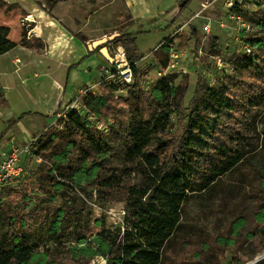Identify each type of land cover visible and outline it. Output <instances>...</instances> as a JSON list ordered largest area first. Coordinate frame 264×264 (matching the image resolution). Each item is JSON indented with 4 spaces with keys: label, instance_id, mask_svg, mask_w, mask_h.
I'll use <instances>...</instances> for the list:
<instances>
[{
    "label": "rangeland",
    "instance_id": "rangeland-1",
    "mask_svg": "<svg viewBox=\"0 0 264 264\" xmlns=\"http://www.w3.org/2000/svg\"><path fill=\"white\" fill-rule=\"evenodd\" d=\"M36 1L54 16L55 32L61 23L82 34L104 67L112 70L114 39L127 33L144 58L130 83L105 78L98 64L91 75L78 73L73 91L85 84L67 101L68 113L78 115L42 117V131L28 139L35 154L25 172L0 191V264H18L2 253L18 250L5 233L24 218L36 228L29 239L35 253L24 264H108L102 254L84 255L72 237L79 226L101 230L97 220L121 227L123 264L264 261L254 263L264 256V0H246L234 17L226 0H210L205 10L204 0H192L174 22L185 0H59L54 7ZM29 4L0 0V27L45 57L48 36L34 32ZM83 38L76 37L82 44ZM34 63L29 70L39 72ZM23 71L11 78L17 111L30 104L19 98ZM162 79L176 94V109L163 104ZM88 94L108 98L102 114L85 106ZM7 111L0 109V151L20 143L9 137ZM134 136L147 145L133 157L126 151ZM57 163L63 174L49 176ZM89 172L95 177L84 179ZM160 181L166 191L154 188ZM56 228L70 238L56 242Z\"/></svg>",
    "mask_w": 264,
    "mask_h": 264
},
{
    "label": "crops",
    "instance_id": "crops-1",
    "mask_svg": "<svg viewBox=\"0 0 264 264\" xmlns=\"http://www.w3.org/2000/svg\"><path fill=\"white\" fill-rule=\"evenodd\" d=\"M39 3L36 0H30L27 15L29 18L31 16L30 20L37 24L34 32L41 36L42 30L48 36L45 39L46 56L41 57L32 49L18 43L15 48L0 55V109L8 110L3 117L5 122L12 124L8 131L9 137L15 135L20 143L27 141L32 133L42 131L44 125L42 117L53 116L56 110L73 98L77 90L82 91L85 83L73 91V85L78 80V73L84 72L91 75L94 65L98 64V69L103 66V57L94 52L88 44L86 45L84 39L83 44L80 43L76 39L78 33H72L58 21L60 28L55 32V27L51 26L52 20H55L54 16L51 15L50 10ZM46 14L49 15L50 20ZM19 54H23L24 60ZM69 55H74L72 61L69 60ZM88 56L87 62L84 61ZM17 61L23 63L19 70L15 68V65L19 63ZM32 61L35 62L32 67L38 68L39 72L34 73L33 70H29L33 65ZM22 69L25 76L17 75V77L22 78L21 84L25 86L24 94H21L19 98L30 104L26 109L17 111L13 108L12 94L17 90L18 84L14 85L11 78ZM56 69H60L63 75L56 76L58 75L55 73ZM1 152L2 148L0 155Z\"/></svg>",
    "mask_w": 264,
    "mask_h": 264
},
{
    "label": "trees",
    "instance_id": "trees-1",
    "mask_svg": "<svg viewBox=\"0 0 264 264\" xmlns=\"http://www.w3.org/2000/svg\"><path fill=\"white\" fill-rule=\"evenodd\" d=\"M59 0H51V6L54 7ZM192 0H185V3L181 5V8L172 20L173 22L180 16L182 11L189 5V3ZM39 3V2H38ZM42 5L41 3H39ZM173 24V23H172ZM9 28L1 26L0 27V55L4 54L13 48L17 46L16 42L11 40L9 36ZM77 36L82 37L83 35L78 33ZM84 39V38H83ZM114 43L118 44L121 43L126 51V55L131 63L133 73L139 76V69L136 65V62L139 61V59L144 58V55H140L137 53V47L135 45V36L131 33L123 34L120 37H117L114 39ZM153 53V52H151ZM161 86L164 87L166 96L163 98V104L166 107L176 109L175 106L177 105L176 98H175V93L174 90H172L171 86L168 84H165V80L162 79L159 81ZM163 95V94H162ZM84 103L87 108H91L96 112L97 114H102L103 108H106L108 106V98L105 96H94L92 94H88L84 98ZM73 103H69L68 105H72ZM54 115V114H53ZM77 113L70 114L68 113V116L70 119H73L75 116H77ZM107 115V114H106ZM50 116H46L48 118ZM107 117V116H105ZM12 125V124H10ZM9 125V127H10ZM135 141L130 142L129 146L127 147V155L128 156H136L142 153L143 149L147 145L146 141L141 140V136H134ZM138 138V141H137ZM141 140V141H140ZM160 150H163V147L160 146ZM35 154V153H34ZM59 163L55 164L51 169H50V174L51 176L55 171H59L60 173L63 174L61 167L58 165ZM90 175L85 176L84 179H89V178H94L95 174L93 172H89ZM69 175V174H67ZM70 174L69 176H71ZM77 176V175H76ZM21 177V176H20ZM19 177V178H20ZM169 187L167 183H163V181H160L159 185L154 186V188L158 190H163L166 191L165 189ZM176 188V187H175ZM173 189V188H170ZM179 189V188H178ZM183 190L187 189L188 187H183ZM153 191V189L151 190ZM151 191L148 192L151 193ZM96 226L101 225L100 229L95 230L94 228H85L86 226L82 227L79 226L76 228L77 230H80V232H77L72 237H77V243L80 244L81 246V251L84 253V255H98L102 254L107 257L108 259V264H123L124 258H123V233L120 228L112 229V228H107L106 223L97 220L95 223ZM68 229V228H67ZM61 228H56L54 232H59L60 231V236L57 237L56 234H54V239L56 242H59L57 240L58 238L60 239V242L62 241V238L64 237V234H66L65 239L70 238L68 231L66 230L64 234L61 232ZM36 231V228H34L28 220H12L8 227L6 228V237L7 241L13 242V243H18V250L17 251H9L8 254L2 253V255H7V258L11 255L15 256L18 259V264H24L28 259L33 258L34 251L35 249L33 248L32 244L30 243V238L32 237V234ZM48 234H51V229L47 230ZM64 239V241H65ZM63 241V242H64ZM6 258V259H7ZM3 264H5V260L2 261ZM264 261L260 262V264H263Z\"/></svg>",
    "mask_w": 264,
    "mask_h": 264
},
{
    "label": "built area",
    "instance_id": "built-area-1",
    "mask_svg": "<svg viewBox=\"0 0 264 264\" xmlns=\"http://www.w3.org/2000/svg\"><path fill=\"white\" fill-rule=\"evenodd\" d=\"M246 0H226L227 6L232 12V16H236V10L239 7H242ZM201 9L205 10L210 6V0L201 1ZM222 27H225V24H221ZM208 31L210 23L206 25ZM114 47L115 59L113 60L110 68L102 66L98 72L100 75H104L105 78H111L113 75H119L123 78L125 82H132L134 79V73L132 70L131 63L126 55L125 48L116 44ZM248 52L251 51L249 48ZM89 91L88 93H90ZM70 106L68 104L63 105L54 113L56 118L54 120L58 121L64 119L68 115ZM34 146L33 140L24 141L22 143H14L9 150H4L1 152L0 160V191L5 183L12 179L19 178L25 172L26 162L34 155Z\"/></svg>",
    "mask_w": 264,
    "mask_h": 264
},
{
    "label": "water",
    "instance_id": "water-1",
    "mask_svg": "<svg viewBox=\"0 0 264 264\" xmlns=\"http://www.w3.org/2000/svg\"><path fill=\"white\" fill-rule=\"evenodd\" d=\"M183 4H184V3H183ZM183 4H182V5H183ZM92 47H94V45H92ZM263 257H264V256L259 257V258H257L256 260H254V263L258 262V261L261 260Z\"/></svg>",
    "mask_w": 264,
    "mask_h": 264
}]
</instances>
